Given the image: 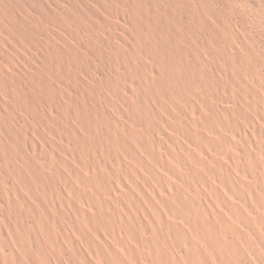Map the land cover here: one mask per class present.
<instances>
[{
  "label": "rangeland",
  "instance_id": "obj_1",
  "mask_svg": "<svg viewBox=\"0 0 264 264\" xmlns=\"http://www.w3.org/2000/svg\"><path fill=\"white\" fill-rule=\"evenodd\" d=\"M0 264H264V0H0Z\"/></svg>",
  "mask_w": 264,
  "mask_h": 264
},
{
  "label": "bare ground",
  "instance_id": "obj_2",
  "mask_svg": "<svg viewBox=\"0 0 264 264\" xmlns=\"http://www.w3.org/2000/svg\"><path fill=\"white\" fill-rule=\"evenodd\" d=\"M27 221V220H26ZM217 256V255H216Z\"/></svg>",
  "mask_w": 264,
  "mask_h": 264
}]
</instances>
